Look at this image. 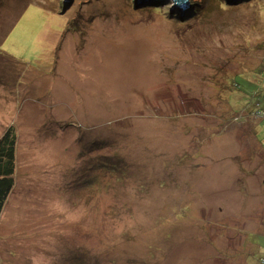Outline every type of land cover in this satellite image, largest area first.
I'll list each match as a JSON object with an SVG mask.
<instances>
[{"label":"rangeland","instance_id":"1","mask_svg":"<svg viewBox=\"0 0 264 264\" xmlns=\"http://www.w3.org/2000/svg\"><path fill=\"white\" fill-rule=\"evenodd\" d=\"M64 1L0 0V264H260L264 0Z\"/></svg>","mask_w":264,"mask_h":264},{"label":"trees","instance_id":"2","mask_svg":"<svg viewBox=\"0 0 264 264\" xmlns=\"http://www.w3.org/2000/svg\"><path fill=\"white\" fill-rule=\"evenodd\" d=\"M191 1V0H190ZM257 114L264 117V111H257ZM15 135L10 127L0 137V213L14 186L15 173ZM155 251L156 248H151ZM260 264H264V255L259 258Z\"/></svg>","mask_w":264,"mask_h":264},{"label":"water","instance_id":"3","mask_svg":"<svg viewBox=\"0 0 264 264\" xmlns=\"http://www.w3.org/2000/svg\"><path fill=\"white\" fill-rule=\"evenodd\" d=\"M152 1V0H136L135 4L133 5L134 8L138 7V6H142L145 5V3ZM240 0H226V2L228 3H236ZM67 0L64 1V3H66ZM174 3L176 6L182 7V8H186L187 7V0H174Z\"/></svg>","mask_w":264,"mask_h":264}]
</instances>
